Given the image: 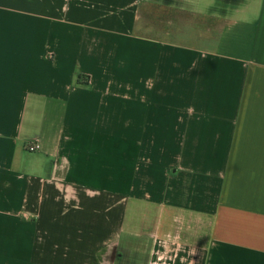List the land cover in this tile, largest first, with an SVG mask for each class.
Wrapping results in <instances>:
<instances>
[{"label":"crops","instance_id":"0c3cea01","mask_svg":"<svg viewBox=\"0 0 264 264\" xmlns=\"http://www.w3.org/2000/svg\"><path fill=\"white\" fill-rule=\"evenodd\" d=\"M0 264H264V0H0Z\"/></svg>","mask_w":264,"mask_h":264},{"label":"built area","instance_id":"2783aa9c","mask_svg":"<svg viewBox=\"0 0 264 264\" xmlns=\"http://www.w3.org/2000/svg\"><path fill=\"white\" fill-rule=\"evenodd\" d=\"M27 148H28L29 151H37L38 149L41 148V145L39 143H37V142L29 143L27 145Z\"/></svg>","mask_w":264,"mask_h":264},{"label":"rangeland","instance_id":"374dc122","mask_svg":"<svg viewBox=\"0 0 264 264\" xmlns=\"http://www.w3.org/2000/svg\"><path fill=\"white\" fill-rule=\"evenodd\" d=\"M221 3L223 2V1H220ZM203 4H205V2H203ZM204 21V20H203Z\"/></svg>","mask_w":264,"mask_h":264}]
</instances>
